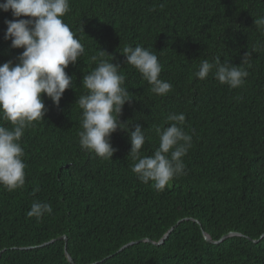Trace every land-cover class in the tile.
<instances>
[{
	"label": "trees",
	"instance_id": "obj_1",
	"mask_svg": "<svg viewBox=\"0 0 264 264\" xmlns=\"http://www.w3.org/2000/svg\"><path fill=\"white\" fill-rule=\"evenodd\" d=\"M4 0H0V3ZM62 18L85 51L66 73L73 78L59 107L42 94L44 120L25 130V185L0 188V264H264V35L254 19L264 16V0H69ZM161 5H163L161 7ZM11 10H0V64L23 49L4 39ZM260 43L258 51L253 47ZM140 45L155 53L159 78L172 85L165 96L125 63V46ZM119 64L131 103L120 120L145 133L142 156L158 147L155 127L170 113H183L184 131L192 147L183 162L185 174L163 192L141 183L131 172L127 131L111 135L116 149L102 160L81 149V109L75 104L86 91L84 75L97 64L100 50ZM245 52L248 76L242 87L220 84L212 73L204 80L193 74L200 61L220 56L239 66ZM113 56V57H112ZM5 126H9L6 122ZM170 123V122H169ZM49 203L53 212L39 222L28 218L33 201ZM161 245L157 242L177 221ZM202 232L216 241L207 243ZM257 240V242H252Z\"/></svg>",
	"mask_w": 264,
	"mask_h": 264
},
{
	"label": "clouds",
	"instance_id": "obj_2",
	"mask_svg": "<svg viewBox=\"0 0 264 264\" xmlns=\"http://www.w3.org/2000/svg\"><path fill=\"white\" fill-rule=\"evenodd\" d=\"M0 10H11L14 18L28 17L5 21L4 39L11 41L12 48L23 51L16 63L9 60L0 64V121L9 125L0 123V188L12 192L25 185V153L20 142L26 129L44 120L47 108L42 94L59 107L65 90L73 84L65 69L76 64L85 49L62 19L70 11L69 0H4ZM254 25L264 35V16L254 19ZM261 46L258 43L253 51ZM122 54L125 63L150 85L151 93L165 96L172 91V85L159 78L162 65L155 53L140 45H129ZM106 55L111 56L101 49L91 57L97 66L81 81L86 91L75 102L82 110L79 145L106 161L116 151L110 142L111 135L118 129L127 131L131 142L128 157L133 161L131 172L141 183L163 192L171 181L185 174L182 158L192 147V136L183 127L186 117L183 113H170L165 120L169 126L155 127L158 147L152 155L142 156L146 140L143 128L137 124L132 130L120 120L124 105L132 101L124 86L125 76L119 73L121 66L110 62ZM250 56L251 53L245 52L239 66L222 62L220 56L212 61L203 59L193 75L204 80L212 73L220 84L236 89L244 85L248 76L241 65L248 64ZM52 212L49 203L35 200L26 216L39 222Z\"/></svg>",
	"mask_w": 264,
	"mask_h": 264
},
{
	"label": "water",
	"instance_id": "obj_3",
	"mask_svg": "<svg viewBox=\"0 0 264 264\" xmlns=\"http://www.w3.org/2000/svg\"><path fill=\"white\" fill-rule=\"evenodd\" d=\"M186 220H189V219L185 218V219H182V220L177 221L176 224H175L174 226L170 227V228H169V229H168V230L162 235V237H161L157 242H153V241H151V240H149V239H140V240H137V241H135V242H130V243H128V244L122 246V247L119 249V251H121L122 249H124V248H126V247H128V246H131V245H133V244H138V243H149V244H152V245H155V246L161 245V244L164 242V240L169 236V234L173 231V229H174L179 223H181V222H183V221H186ZM232 236H241V235L238 234V233H233V232H231V233H228V234H226V235H223V236L220 237L218 240L213 241V240L210 239V237H209L206 233L202 232V237H203V239H204L207 243H210V244H217V243H220V242H222L224 239H226V238H228V237H232ZM263 236H264V234L261 235L260 238H262ZM60 240H62L63 243H64V246H63V254H64V257L66 258V260H67V262H68L69 264H73L72 259L70 258L69 254H68L67 251H66V237H65V236H61V237H58V238H56V239L50 240L49 242L43 243L42 245H39V246H44V245L50 244V243H52V242H54V241H60ZM252 242H257V240H252Z\"/></svg>",
	"mask_w": 264,
	"mask_h": 264
}]
</instances>
